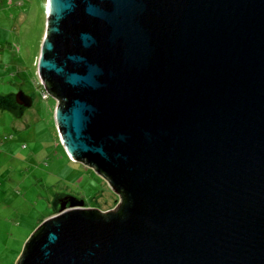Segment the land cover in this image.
<instances>
[{"label": "water", "instance_id": "water-1", "mask_svg": "<svg viewBox=\"0 0 264 264\" xmlns=\"http://www.w3.org/2000/svg\"><path fill=\"white\" fill-rule=\"evenodd\" d=\"M38 74L121 201L70 199L16 264H264V0H47Z\"/></svg>", "mask_w": 264, "mask_h": 264}, {"label": "rangeland", "instance_id": "rangeland-1", "mask_svg": "<svg viewBox=\"0 0 264 264\" xmlns=\"http://www.w3.org/2000/svg\"><path fill=\"white\" fill-rule=\"evenodd\" d=\"M47 0H0V96L24 91L32 106H0V264H16L36 229L58 213L60 198L115 209L120 195L94 169L73 161L55 121L57 101L44 98L38 60ZM20 109V111L18 110ZM18 110V113H17Z\"/></svg>", "mask_w": 264, "mask_h": 264}, {"label": "trees", "instance_id": "trees-1", "mask_svg": "<svg viewBox=\"0 0 264 264\" xmlns=\"http://www.w3.org/2000/svg\"><path fill=\"white\" fill-rule=\"evenodd\" d=\"M49 88V87H48ZM52 96L50 95V98H51ZM54 98V97H53ZM55 99V98H54ZM56 100V99H55ZM0 106H3V107H9V108H11V104H10V102H9V96H6V97H1L0 96ZM123 203H124V201H123ZM122 203V204H123Z\"/></svg>", "mask_w": 264, "mask_h": 264}, {"label": "flooded vegetation", "instance_id": "flooded-vegetation-1", "mask_svg": "<svg viewBox=\"0 0 264 264\" xmlns=\"http://www.w3.org/2000/svg\"><path fill=\"white\" fill-rule=\"evenodd\" d=\"M58 203H59V205H58ZM69 204V198H60L57 202H56V204L58 205V208H57V211H59L60 210V207H61V205L62 204Z\"/></svg>", "mask_w": 264, "mask_h": 264}, {"label": "built area", "instance_id": "built-area-1", "mask_svg": "<svg viewBox=\"0 0 264 264\" xmlns=\"http://www.w3.org/2000/svg\"><path fill=\"white\" fill-rule=\"evenodd\" d=\"M42 84L44 85V88L46 89V86H45V84L42 82ZM43 96H44V98H50V94H49V92L47 91V89L43 92Z\"/></svg>", "mask_w": 264, "mask_h": 264}, {"label": "crops", "instance_id": "crops-1", "mask_svg": "<svg viewBox=\"0 0 264 264\" xmlns=\"http://www.w3.org/2000/svg\"><path fill=\"white\" fill-rule=\"evenodd\" d=\"M17 103L16 101V97H15V101L13 100L12 102H10L11 106L14 107V104ZM18 104V103H17ZM17 104H15L16 107L20 108ZM23 106V105H22ZM2 108H4L3 106H1ZM20 111V109H18ZM18 110H17V113H18ZM89 208V207H88Z\"/></svg>", "mask_w": 264, "mask_h": 264}]
</instances>
